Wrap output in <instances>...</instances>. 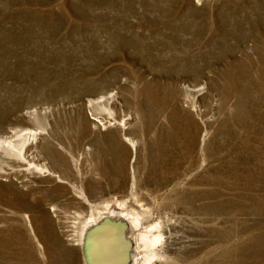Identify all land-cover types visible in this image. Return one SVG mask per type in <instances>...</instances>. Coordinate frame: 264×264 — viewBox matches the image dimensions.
Instances as JSON below:
<instances>
[{"label":"rangeland","instance_id":"obj_1","mask_svg":"<svg viewBox=\"0 0 264 264\" xmlns=\"http://www.w3.org/2000/svg\"><path fill=\"white\" fill-rule=\"evenodd\" d=\"M0 138V264H264V0H0Z\"/></svg>","mask_w":264,"mask_h":264},{"label":"water","instance_id":"obj_2","mask_svg":"<svg viewBox=\"0 0 264 264\" xmlns=\"http://www.w3.org/2000/svg\"><path fill=\"white\" fill-rule=\"evenodd\" d=\"M128 228L127 220L109 215L96 223L89 230L83 248L88 263L129 264L132 242Z\"/></svg>","mask_w":264,"mask_h":264},{"label":"bare ground","instance_id":"obj_3","mask_svg":"<svg viewBox=\"0 0 264 264\" xmlns=\"http://www.w3.org/2000/svg\"><path fill=\"white\" fill-rule=\"evenodd\" d=\"M203 1V0H201ZM200 3V2H199ZM201 4V3H200ZM202 9V8H201ZM205 10V9H204ZM203 11V10H202ZM190 12V11H189ZM225 13V12H224ZM195 14V13H194ZM179 19V18H178ZM207 19V18H206ZM176 21V20H175ZM172 22V21H171ZM209 22V21H208ZM173 23V22H172ZM175 25V24H174ZM202 25V24H200ZM209 25V24H208ZM170 26V25H169ZM182 26V25H180ZM185 26V25H184ZM187 26V24H186ZM179 27V26H177ZM198 27V26H197ZM187 28V27H186ZM202 28V26H201ZM195 30V29H194ZM208 30V29H207ZM201 31V30H200ZM208 34V33H207ZM178 37V36H177ZM188 37V36H187ZM184 38V37H183ZM211 41V40H210ZM213 42V41H212ZM173 45V44H172ZM193 46V45H192ZM179 48V47H178ZM192 48V47H191ZM205 51V50H204ZM206 56V55H205ZM200 58V57H199ZM197 59V58H195ZM1 139V138H0ZM10 140V139H9ZM8 141V140H7ZM14 142V141H13ZM26 143V142H25ZM24 143V144H25ZM23 144V143H22ZM23 144V145H24ZM12 145V144H11ZM22 145V146H23ZM16 146V145H15ZM14 146V147H15ZM24 148V147H23ZM19 149V148H18ZM17 149V150H18ZM16 150V148H15ZM22 151V150H20ZM15 152V151H14ZM18 152V151H17ZM22 153V152H21ZM135 210L132 209V211H119V212H114L112 214H109V216H113V217H118V218H122V219H125L127 220L128 224H129V228H128V231H127V235L128 237L130 238V240L133 238L134 234H135V229L141 225V222L143 220H141V216L138 212H133ZM142 215H146V214H142ZM106 215L104 216H101L100 218H98L97 220L93 221V222H87L84 226V229H83V232H82V236H81V241H82V250L84 248V245H85V240L87 238V234L89 232V230L96 224L98 223L101 219H103ZM143 217V216H142ZM146 217V216H144ZM160 222H157L153 225L150 226V228L148 230H145V231H141L140 232V238L141 240L143 241L144 243V246L146 247V250L143 252V261L142 264H151L150 261L157 255H159V250L157 251L156 249L153 248V246L155 244H157L159 241H161L162 237L164 238V233L160 231V225L159 224ZM162 223V222H161ZM168 224V223H167ZM175 225V224H174ZM170 228V226H169ZM158 229V230H156ZM144 230V229H143ZM139 231V230H138ZM137 234V233H136ZM140 240V239H139ZM165 240V239H164ZM164 243V242H163ZM158 247V246H157ZM156 247V248H157ZM165 249V248H164ZM139 249L138 247L135 245L133 246L132 245V249H131V258H130V262L129 264H136V256H137V253H138ZM167 251V250H166ZM165 251V252H166ZM161 253V252H160ZM163 253V252H162ZM169 253V252H168ZM165 255V254H164ZM83 256H84V262L85 264H89L88 261H87V258L85 256V254L83 253ZM139 256V255H138ZM99 259H100V255L98 256ZM160 257V256H159ZM167 257V256H166ZM157 259V258H155ZM168 259V258H167ZM154 262V261H153ZM152 262V263H153ZM154 264V263H153Z\"/></svg>","mask_w":264,"mask_h":264}]
</instances>
